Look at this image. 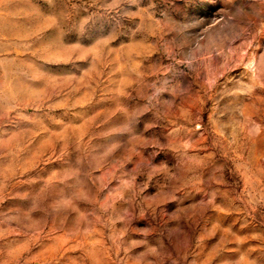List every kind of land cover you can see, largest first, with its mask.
<instances>
[{
  "label": "rangeland",
  "instance_id": "rangeland-1",
  "mask_svg": "<svg viewBox=\"0 0 264 264\" xmlns=\"http://www.w3.org/2000/svg\"><path fill=\"white\" fill-rule=\"evenodd\" d=\"M0 264H264V0H0Z\"/></svg>",
  "mask_w": 264,
  "mask_h": 264
}]
</instances>
